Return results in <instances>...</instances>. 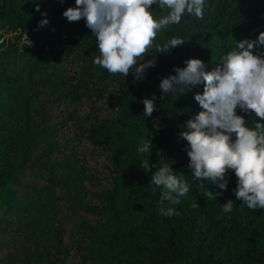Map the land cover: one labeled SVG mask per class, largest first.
<instances>
[{"label": "trees", "instance_id": "16d2710c", "mask_svg": "<svg viewBox=\"0 0 264 264\" xmlns=\"http://www.w3.org/2000/svg\"><path fill=\"white\" fill-rule=\"evenodd\" d=\"M75 6L0 0V264H264V209L236 199L234 172L227 190L191 178L179 133L201 110L203 85L163 100L159 88L185 61L211 71L236 42L257 39L264 0H205L203 19L185 14L157 33L154 45L173 36L185 44L149 49L138 63L155 56L156 65L138 81L134 68L125 78L93 63L86 21L63 16ZM152 10L156 19L167 11ZM153 95L157 110L145 116ZM237 115L250 127L257 120ZM148 139L151 153H140ZM163 164L190 184L178 204L161 205L163 189L151 184L152 165ZM169 206L179 215H162Z\"/></svg>", "mask_w": 264, "mask_h": 264}, {"label": "clouds", "instance_id": "9594fccd", "mask_svg": "<svg viewBox=\"0 0 264 264\" xmlns=\"http://www.w3.org/2000/svg\"><path fill=\"white\" fill-rule=\"evenodd\" d=\"M63 2V0H61ZM63 16L69 22L86 21V27L96 38L99 55L93 63L109 74H123L126 78L131 69L135 80L144 77L147 69L155 67V56L138 63L154 46L161 52L184 45L182 37L173 36L162 46L154 45L157 33L169 25H178L185 14L204 18L205 0H75ZM167 10L159 19L154 18L152 6ZM37 6L36 11H39ZM43 15L46 16V13ZM45 19L39 24L44 27ZM264 32L257 39L236 42V46L224 55L211 71L196 58L185 61L183 68H173L174 75L163 78L159 88L161 99L182 95L186 90L203 85L202 93L194 96L200 111L181 126L179 137L187 141L188 168L194 182L210 181L221 190L228 188V173L237 178L233 190L237 200L249 210L264 209ZM156 97L143 100L144 115L156 111ZM237 109L254 115L257 120L248 126ZM233 137H235L233 139ZM150 139L138 149L151 153ZM141 167L148 172L149 160ZM157 170L151 176V184L162 188L161 205H175L190 191L189 182L183 174L173 172L171 165H152ZM203 187V183L199 184ZM205 197H216L222 192H205ZM233 201L222 205L224 213L232 212ZM162 215H179L169 206L162 208Z\"/></svg>", "mask_w": 264, "mask_h": 264}]
</instances>
